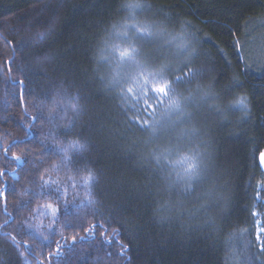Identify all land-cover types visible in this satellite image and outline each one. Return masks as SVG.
Masks as SVG:
<instances>
[{
    "label": "trees",
    "instance_id": "16d2710c",
    "mask_svg": "<svg viewBox=\"0 0 264 264\" xmlns=\"http://www.w3.org/2000/svg\"><path fill=\"white\" fill-rule=\"evenodd\" d=\"M125 2L0 0V264H39L41 258L44 264H221L224 231L238 223L248 224L251 232L234 236L233 245H251L253 235L257 242L254 212L263 213L264 208L258 200L264 199V189L260 191L257 183L263 177L259 156L264 155V64L258 58L237 64L230 41L233 31L245 30L243 21L249 12L264 8V0H169L164 5L153 0L151 7L131 10L124 7ZM165 9L169 23L190 16L203 24L211 35L207 39L201 35V53L214 54L211 69L222 77L232 70L220 56L222 48L229 64L240 71L239 87H246L251 95L252 112L247 119L238 121V111L229 108L230 120L221 122L205 107L206 102L193 116L208 130L219 162L231 174L234 195L215 228L185 226L174 220L163 224L153 218L151 209L164 185L157 172L139 162L137 146L132 144L133 138L148 133L145 125L155 116L153 105L141 103L133 92L128 94L131 101L120 107L113 90H105L93 70L102 44L99 37L110 21L129 11L162 17ZM40 31H44L43 39ZM140 37L137 42L145 59L167 55L161 41ZM108 59L99 61V71L114 63L113 58ZM196 63L209 61L198 56ZM20 73L25 76L24 90L17 83ZM61 82L79 90L87 112L58 136L66 139L79 134L91 145L83 155L73 154L62 167L79 172L82 166H94L101 177L95 190L102 206L89 210L86 203H73L62 213L65 235L59 236L53 229L44 241L17 221L38 195L34 165L43 164L38 157L51 159L62 150L47 139L52 136V129L46 127L51 122L39 110L30 114L24 101L31 95L49 100ZM232 94L228 87L221 99ZM20 150L23 154L16 155ZM22 190L27 197L20 195ZM262 224L264 227V217ZM25 241L36 243L29 246Z\"/></svg>",
    "mask_w": 264,
    "mask_h": 264
},
{
    "label": "clouds",
    "instance_id": "9594fccd",
    "mask_svg": "<svg viewBox=\"0 0 264 264\" xmlns=\"http://www.w3.org/2000/svg\"><path fill=\"white\" fill-rule=\"evenodd\" d=\"M152 3L153 0H126L124 7L131 10L151 7ZM167 3L169 0H158V5ZM168 15L167 9L162 17L154 12L138 15L129 11L120 19L110 21L107 31L99 37L102 44L98 49L100 54L94 57L97 63L93 70L97 71L103 88L113 90L120 107L131 101L128 94L133 92L141 103L148 101L153 105L155 116L149 118L145 125L148 133L132 139V144L137 146L139 162L157 172L164 185L162 196L152 206L153 218L163 224L174 220L185 226L215 228L219 216L225 214L222 209L234 195L231 174L228 167L219 162L208 130L193 116L206 102L205 107L221 122L230 120L229 108L238 111V121L247 119L252 112L251 95L246 87H239L242 80L240 71L229 64L222 48L220 56L232 70L222 77L220 72L211 69L209 65L215 64L214 54L211 51L201 53L204 43L201 35L204 39L211 35L203 24L190 16L169 23ZM243 24L245 30L233 31L230 41L233 57L239 65H246L254 58L264 64V8L249 12ZM250 25L255 26L254 30H247ZM39 36L43 39L44 31H40ZM137 36L161 41L167 55L161 53L151 60L145 59ZM114 37H126L127 40ZM105 51L115 54V63L109 62L105 71H99V61H108ZM198 56L207 57L209 64L196 63ZM178 79L186 83L178 85ZM17 83L24 90L23 73L19 74ZM228 87H232L233 94L221 99ZM24 107L30 114L39 110L51 122L46 127L52 129V136L47 139L62 150L60 155L51 159L38 157L43 161V164L34 165L38 169L35 173L38 195L17 221L18 225L47 241L53 229L59 236L65 235L62 213L73 203H86L89 210L102 206L95 190L101 177L91 164L82 166L79 172L70 166L62 167L73 154L83 155L91 147L88 140L79 134L69 135L66 139L58 136L61 129L73 128L86 115V104L78 89L61 82L49 100L31 95L24 101ZM22 154L23 150L16 153ZM257 183L264 187V177ZM173 190L174 195H170ZM20 195L27 197L28 193L22 190ZM92 222L89 218V225ZM250 232L246 223L233 224L224 231L221 264H264V246L256 242L254 235L253 243L246 247L232 243L234 236ZM24 243L31 246L36 241ZM20 255L23 259L25 253L21 251ZM39 264H44L43 258Z\"/></svg>",
    "mask_w": 264,
    "mask_h": 264
},
{
    "label": "rangeland",
    "instance_id": "374dc122",
    "mask_svg": "<svg viewBox=\"0 0 264 264\" xmlns=\"http://www.w3.org/2000/svg\"><path fill=\"white\" fill-rule=\"evenodd\" d=\"M114 39H119L121 41H126L127 40L126 37H114ZM140 40H141V37L138 36V40L137 41L141 42ZM107 54H109L108 58L109 57L110 58H113V62L115 63V54L114 53H110V52H108ZM259 164H260V167H261V169L263 171V177H264V155L263 154H261L259 156ZM263 189H264V187H262L260 185L259 186V190L261 191ZM258 200L261 201L262 204H264V199L258 198ZM254 216H255V224H256V237H257V242L261 246H264V227H263V224H262V218L264 217V208H263V213H259L258 211H255L254 212Z\"/></svg>",
    "mask_w": 264,
    "mask_h": 264
}]
</instances>
